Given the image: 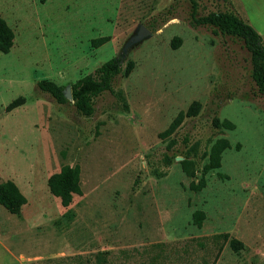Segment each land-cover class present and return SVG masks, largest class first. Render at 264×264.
<instances>
[{
    "label": "rangeland",
    "instance_id": "374dc122",
    "mask_svg": "<svg viewBox=\"0 0 264 264\" xmlns=\"http://www.w3.org/2000/svg\"><path fill=\"white\" fill-rule=\"evenodd\" d=\"M196 2V16L232 10L264 38V0ZM193 11L191 0H0L15 32L0 51V182L27 198L20 214L0 205V264H264V94L244 41L193 25ZM141 27L149 33L127 47ZM115 56L135 62L113 82L127 109L107 90L85 116L38 86H71ZM19 96L25 103L7 110ZM193 101L198 115L161 137ZM223 137L232 146L221 166L192 189ZM64 164L81 167L82 194L67 207L48 186Z\"/></svg>",
    "mask_w": 264,
    "mask_h": 264
},
{
    "label": "trees",
    "instance_id": "16d2710c",
    "mask_svg": "<svg viewBox=\"0 0 264 264\" xmlns=\"http://www.w3.org/2000/svg\"><path fill=\"white\" fill-rule=\"evenodd\" d=\"M193 11V25H210L214 27L216 33L234 36L244 41L245 47L251 55L252 64V79L254 80L258 91L264 94V38L249 22L243 19L239 14L232 10L212 11L205 15L196 16V0H191ZM15 32L8 24L6 19L0 15V51L7 53L14 44ZM108 40L107 36L97 37L92 40L94 46H100ZM181 43L179 37L173 40L174 47H178ZM135 62L128 59L123 66V59L115 56L103 62L93 73H89L71 85L73 103L79 113L85 116H91L95 112V98L105 91L113 92L116 97L123 103L125 109L128 108V103L121 89L115 90L113 82L115 78L122 74L128 76L134 69ZM39 88L52 95L58 103H67L69 99L65 96L63 85L57 84L52 80L42 79L38 81ZM25 103V97L19 96L11 101L7 106V110H12L15 107ZM200 101H193L189 109L184 113L180 112L170 125L160 133L163 138L168 137L183 121L185 116H196L201 109ZM214 124L217 127L225 126L232 128L233 124L227 120L219 122L218 118L214 119ZM175 143L172 140L169 144L171 147ZM232 146L227 138L217 139L207 152L208 160L202 168V175L196 183L192 180L190 186L194 190H201L206 186V174L221 166L222 153L227 148ZM240 144H236L239 148ZM169 160V159H168ZM183 170L190 177H195L196 168L193 160L184 158L180 161ZM48 186L50 192L60 198L61 204L65 207L69 206L75 194H82L81 187V167L76 165L64 164L59 171L53 173L48 178ZM27 203V198L21 191L19 186L11 179L0 182V205L4 206L13 214H20L22 208ZM205 218V212L197 209L193 213V221L196 225L202 226ZM215 237H223L229 241L230 246L234 250H239L243 247V242L235 237H231L229 233L216 234Z\"/></svg>",
    "mask_w": 264,
    "mask_h": 264
},
{
    "label": "water",
    "instance_id": "95a60500",
    "mask_svg": "<svg viewBox=\"0 0 264 264\" xmlns=\"http://www.w3.org/2000/svg\"><path fill=\"white\" fill-rule=\"evenodd\" d=\"M148 30L145 29L144 27H141L140 31L138 32V34L134 35L131 38V41L129 44H127V47H129L131 44L138 42L139 40L143 39L147 34H148ZM65 96L67 99L69 100H73L72 99V92H71V86H67L65 89Z\"/></svg>",
    "mask_w": 264,
    "mask_h": 264
}]
</instances>
